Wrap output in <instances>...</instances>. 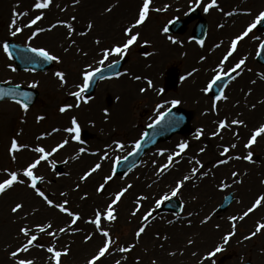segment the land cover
I'll use <instances>...</instances> for the list:
<instances>
[{
  "label": "rangeland",
  "instance_id": "374dc122",
  "mask_svg": "<svg viewBox=\"0 0 264 264\" xmlns=\"http://www.w3.org/2000/svg\"><path fill=\"white\" fill-rule=\"evenodd\" d=\"M81 1L82 0H79V2L77 3L76 0H52L49 8L35 9L34 4L36 0H0V44H2L1 42L6 39L14 40L27 47H43L47 49L51 54L59 56L62 60V63L59 64L53 61L52 69L48 70V72L46 73L34 74L31 72H15L11 70L13 68V64L12 62H10L11 60H9L7 55L3 53L2 49H0V83H5V81H11V84H5H17L23 87H28L30 89L31 87H29V85L35 82L38 84V87L33 89L37 90V92L39 93L37 102L34 106L30 107L27 112H24V110L21 109L19 105H17L15 102L7 101L0 103V128H2L5 132V134L0 135V141L5 139L8 140L9 138L11 141L13 138H19L18 143L20 145H25L30 143L31 139L32 144L35 143L34 136H36L42 131L39 130L33 132L32 129L37 128L40 124L45 125L50 122H59L60 120L58 119V117H62L58 110L59 107L64 106L66 103L69 102H72L73 104L76 103L75 98L70 96L69 93L71 91L77 90L74 85L81 83L83 69L88 68L89 65H91L92 67L98 66L97 59L99 60L100 58L101 50L103 51L105 48H108L112 45L121 44L123 42V40L125 39V37L123 36L124 29L135 22L138 17V11L142 6L143 2V0H99V3L95 4L94 9L90 8L89 10H86L82 6ZM187 1L188 0H152L149 9V15L145 23L139 28L134 29V32L140 33V38L136 42V44L131 46L127 53L129 61L126 66H124V70L128 71L127 74L122 76L120 79H113L100 83L97 88H95L96 92L90 102L88 104L81 103L80 108L82 110L89 107L91 108V106L93 107L97 104L99 105L102 103V105L111 106V108H113L114 106H120L119 109L122 110V113L124 112L125 117L122 120L123 122H120L115 126V129L121 131L123 134H121V136L114 130L112 137L113 139H111L112 144L110 146L112 148L110 149L111 151L108 154L109 158L106 160L108 161L106 170L108 176L112 174L111 170L116 164V159H122L132 150V146L134 145V143L141 138V134L143 133L146 125L155 115L158 114L156 105L158 103L164 104V102L168 100L180 99V90H176L175 93H167V95L163 94L161 97H159V99H155L153 96V101L151 103V106H149V110L144 107L146 102L144 103L143 101V97L146 95V97H149V99H151V94L154 95L153 89L155 87L160 86L162 82L164 69L162 68V60H160L157 55L159 51L158 45H167L168 48L170 45V50L172 47H176V45H171V42L169 39L167 40V37H165V39L161 37L159 35V30L163 34V28L166 26L169 20L171 21V19H173L174 17L177 18V16H173L174 13L177 12L175 8L179 9L182 4H186V8H189L187 5ZM240 1L244 2L245 0H220L221 5H219V8L214 9H222L223 11H227L231 10L233 6H237L241 9L247 7V9H252L253 13L255 11L256 13H259L264 7V0H256V6L254 8H251L250 6V2L252 0L247 1V4H244L243 6L240 5ZM40 2H43V0H40ZM170 2L171 5L169 6ZM163 5L169 6V13L162 16L161 14H155V9H162ZM108 8H111L112 11L108 12ZM192 8L196 7L193 6ZM13 12L21 13V15L17 18V27L23 28V31L19 33L16 37H12L10 35L9 30L10 22L13 19ZM25 12H27L28 14L23 15V13ZM56 14L59 16L57 17V20L54 19V17L57 16ZM37 15L42 16L43 19L38 21L33 28L26 29L23 27L26 24V21L29 22ZM72 17H75L76 19L73 21ZM52 22H56L55 24L57 25V27L55 29H53L52 31L41 32L38 36H36L29 42V37L32 35L33 32L39 31V29L41 28H51L50 24ZM62 22L71 23L73 28L75 29L74 34H72L70 37L68 35L67 29L62 26ZM88 24L97 26V40H100L101 42L99 45L96 44L94 47H92L95 50V57L90 56L92 51L91 49L87 50L86 46L80 45L76 41L77 37L79 39V30L83 31V29ZM241 27L243 28V26ZM185 30L186 32H188L189 26H186ZM255 32L253 31L251 33L250 39H248L249 41L256 37L257 33ZM49 33H52L54 37V41H52V43H49V41L45 38ZM107 33H109V35L111 34L110 36L114 35L115 37L113 39L108 38L106 37ZM184 33L183 35H185ZM232 35L233 33L230 35V37L229 35H226L227 38L223 36H221V38L223 40H228L229 38H231ZM257 36L258 40L262 42L264 39V30L259 31ZM173 37L175 38V36ZM73 41L75 43H73ZM226 43L227 42H225V44ZM190 46L192 47L189 50H192L193 53L197 55L196 47L198 46V44L193 42ZM141 47L146 50V53L142 56L138 54V50ZM65 49L68 50L65 51ZM182 52L183 53L180 52L179 54H177L176 52V60H174V62L172 63H169L174 64V66H177L180 72H182L183 65H185V68L188 69L186 64V57H188L189 55H186L188 53H184V51ZM115 58L116 57L114 56L110 57L104 65L114 61ZM252 66L256 68L254 72L251 71ZM56 71H64L66 73L67 84L65 86L62 87L58 79L54 76V73ZM247 73L249 75H247ZM131 75L132 78H130ZM135 76L142 77V81L152 80L155 87L152 90L149 89L145 93H140L139 89L141 87L146 88L147 82L145 83L143 81L140 85L139 83L141 81H133L135 80ZM242 76L243 80L240 81V83H237L236 81L238 79H236V81L233 82L231 85V88L237 87L236 95H233L234 98L232 96L230 97L229 95L228 103H221L224 105L218 104L217 110H212V117H208L210 120L209 124L211 123L209 126V130L207 125V118H204L205 116H203L202 114L207 113V111H209L210 109H207V105H200L199 102L201 101V98H198V93L192 95L189 98V100H191L195 96L197 98L196 103L190 101L188 102V104L185 105L184 101L182 100L180 103L181 108L186 109L192 113L191 124L189 125L190 129L187 130V132H185L184 134L172 136V138H170L168 141L159 143L157 146H155V148L149 151L146 156L142 158L143 160L140 166L134 169V171L131 172L127 178H116L114 176L111 180L112 182L117 184L114 187L105 185L104 193H106V199L104 203L108 200L111 201L114 198L116 192H118L124 187H127V185L129 184L132 185V188L129 189V191L124 195V197L121 198V201L125 200L126 197L131 193L133 197L132 199L128 200V206L125 208L124 215H118V213H116V207H114L117 219L111 223L104 222L102 219V228L110 232V235L112 239L116 241V244L111 247L109 254H106V256L102 258L101 261H98L97 264H117V261H120V264H153V261L155 262V264H198L202 261L204 264H217L219 258L224 256L226 253L232 254L233 259L230 262H226L224 264H243L245 259H250L254 264H264V231H261L251 239H245V237L251 236V234L255 231L253 227L254 225H256V222L257 224H264V211H258L255 213V216L257 217V221L255 222L253 221L254 219L250 221L248 218L247 222H249V225H247V227L241 228L240 226H237L235 230H232V232H235L236 235H233L234 242L229 247L222 248V251L217 253L215 256H210V253L215 251L216 247H219V244L209 242V244L200 245L197 242L196 245L190 242L189 238H187L189 244H185V246L182 247L180 250H176V255L171 257V259L167 260L161 259L159 253V257L155 254L162 250L164 246L162 244L159 245L157 252L152 249H149L150 247H148L147 245L141 247L135 246L131 252L127 253H120L119 251H117L118 247L126 246V243L128 241H131L132 239L138 241L140 239L136 238V225H133L132 223H139L140 221H143V216L146 214L145 212L153 206L155 207V212L152 216L153 218L148 220L149 222L146 221V224H149L151 221H156L158 219L167 218L166 220L169 221L171 215L167 213L158 212L159 210L156 207V201L161 199L166 194L170 195L171 190L175 187L178 181L182 180L185 176H191L192 169L198 168L199 171L197 172V175L191 177L189 181H186L184 183V186L181 188L180 193H178L176 197H172L174 199H178L181 202L183 206V213L181 214V216L185 215L186 208L188 206L187 201H189L192 195L197 194V190L201 186L202 182H207V176H205L204 173L208 172V169L210 167V156H208L206 148V145L209 144L207 143L208 140L206 141V139L208 138V131H212L214 129V131L216 132L218 122L221 120L228 121L232 116L237 117V115L241 114V118H245L244 111H247L246 107L244 106L247 97V95L245 94V90L247 91L251 87L254 88L255 85L252 84V86H250L249 83V81L253 79V76H256V80L254 78L256 84L259 83V81L257 80H259L260 76H264V67H260L256 63L248 65L247 68L245 66L243 67V73L240 77ZM122 78L123 80H121ZM160 79L161 81L159 82ZM123 81L126 82V87L124 89L121 88L123 85H125L121 83ZM180 84L183 85L182 83ZM257 88H260L259 84H257ZM195 90L199 92V85L195 88ZM150 91H152V93ZM261 96H264V94L261 93ZM207 100L209 99L207 98ZM231 101L235 102L231 104ZM168 105L169 104L166 103V106H164V108H167ZM163 109H160V112ZM263 111L264 107L263 109L259 108L257 119L254 124L242 121V126H234V128L238 130L240 129L241 136H247L249 131L257 129L261 125V120L264 115ZM41 112L42 115L40 114ZM9 114H13L14 116V121L12 123L13 125L9 123L8 125L5 124V120ZM196 115L200 116L199 121L195 119ZM38 116H44L45 119L37 122ZM87 118L89 119L90 117L87 116ZM241 118H239L240 121L242 120ZM66 120L67 121H64L63 124L68 125L71 120H68L67 118ZM81 120L82 119L77 116L78 123L82 122ZM121 126H123L125 130L121 129ZM200 129H203V133L201 134L200 138L197 139L196 133ZM229 131L230 128L225 131H222L219 137L225 138L226 135L229 137V133H231ZM225 132L226 135H224ZM60 139L61 137H58L52 139L51 141H43L39 143L45 149H49L51 145H54L56 143L58 144L60 142ZM64 140L65 136H63L62 142ZM217 140L218 139H212L213 142H216ZM260 140H262V138H260ZM260 140L258 139L259 142ZM117 142L125 144L126 147L121 151H116L115 145ZM180 143H186L188 145L187 149L183 153H181V155L175 156L172 165L168 169H166L163 173L157 175L159 169L168 162L167 156L174 155L179 150L178 145ZM98 147H100V144ZM92 149L94 148L92 147ZM201 149H203V151H201ZM77 150L78 147L74 146L72 150V156H77ZM250 150H252V152L255 151L253 147L250 148ZM160 151H164L165 155H158ZM217 151L218 150L216 149V155ZM57 153L58 156L52 157L47 162H42L41 166L34 170V174L38 177H43V182L42 184H40L41 186L39 189L41 191H44L45 194L49 195L50 197H53L55 193L56 196H54L52 199L55 203L58 204L61 201L65 200L69 202L70 199L67 196H61L60 193L63 192L62 190H64L65 188L61 187V189H59V187L57 186H61V184L65 183L68 178L71 179L72 175L75 176V179L73 181H76L79 176H82L84 172L86 173L95 165L93 162H90L87 165H85L84 163L79 165V161H81V159H78L75 162L71 161L70 165L68 163H64L65 159H63V157L59 155V152ZM244 153L242 154L244 155ZM255 154L254 156L256 157L253 158V160L256 161V163H254L255 165L249 166L251 168L248 169L242 168V170L252 171L250 174H248V177L246 178H253L254 182H257L259 185L255 183V188H257V190L250 191V194L248 195L244 204L237 209L239 210V213L241 211L243 212V210H245V208L250 205L253 199L256 200L260 196H264V158H259ZM80 157L81 156H79V158ZM29 160L30 158H28L23 164H25ZM196 160H199L200 163L204 165V167L199 168V165L195 163ZM29 163L30 162H28L27 164ZM52 163H55L56 170H53L51 168ZM27 164H25V166ZM15 165L17 167L16 171H23L20 170L23 165H20L19 162H17V164ZM57 167L60 168L58 169V171ZM229 170L231 171V167L229 168ZM69 171H71V177H69V174L67 173ZM3 175L4 173L1 172L0 177H3ZM238 176L241 177V182L243 184L248 181L240 173H238ZM21 179L26 180L27 178L21 177ZM192 179L193 181H191ZM241 182L239 184V188L241 187ZM99 185L100 184L98 182H95L94 180L92 184H90L88 187L89 191H95L97 193L96 189L99 187ZM15 187L19 188L23 192L31 194L32 196H34V198L39 201V197L35 195L32 189L20 184L15 185ZM69 187H73L74 189L72 190L76 193H81L84 189V186L82 187L81 183H79L77 186V183L72 182ZM133 192H143L144 197H147V199L138 201L137 197L142 196V194H134ZM218 192H220V190ZM7 193L8 190L5 193L0 194V201L6 198L5 196ZM222 194L223 192L221 191V195ZM221 195L218 196L219 200L216 203L213 202L210 204H215V208L213 210L214 213L222 202L223 196ZM16 203H20V201L14 198V200L10 202L0 204V264H16V262L10 257V254L12 251L18 249L25 242L26 238H24L20 234V228L25 226L33 229L32 234H35L38 237V241L36 243H40L43 245V241L46 240L47 237L49 238V236H47V233H39L38 231H35V228L37 225H46L48 223H51L53 225L51 231L56 232V236L53 240L50 239V241L47 243L48 247H54L55 250L61 252L65 251L66 249L68 251L67 255L61 256L60 264H87V262L85 263V259H90L92 255L97 251L98 247L102 245V241L104 240V238L100 236L101 238L96 243L95 248L92 249L90 253L86 254L88 255V257L85 255L83 258L84 260L80 262L78 260H73L72 256L69 255V245L59 242L60 237H72L74 234V229L69 230L67 233L59 232L60 228H66L67 224H69V217H66V220L63 221L56 218L47 220V218H41L32 213L30 207H33L34 205H30V207H28L25 204L24 208L21 211L22 214L17 216L16 214L18 213L13 214L11 212V208ZM120 203L121 202H119L117 205H119ZM238 204V202H235V205ZM232 205H234V203ZM137 206H139L140 211L137 212L136 216H132L131 212L135 211ZM260 207H258L257 209H259ZM104 208L105 207H94L92 208V210H90V213H88L89 211H82L80 213L74 208V206H72V209L76 213H80L79 215L81 216V219H84L85 221L94 217L95 210H103ZM49 209L54 210L52 208ZM231 211H229V213L227 214L224 213L222 216L223 219L231 215L233 213V211ZM21 212H19V214ZM215 216L220 217V214L215 213ZM23 217H27V219H23ZM180 222L182 223V221ZM215 222V225L218 226L219 223L217 221ZM191 227V225L187 227V229H192L187 235H207L206 230L208 229L206 224L203 226L198 225L192 228ZM193 229H198V231H193ZM80 232L82 234H78V240L80 243L86 245L87 232L85 233L82 230ZM92 232L93 233L91 234H95L93 226ZM32 248H36L38 250L36 251L37 253L41 252V255H39L37 259L32 256L31 251H29L28 254L21 253L17 259H30L34 261V264H54V261L51 259V254L48 253L46 250L38 248L37 246H34ZM199 254H205L207 255V257H205L204 259L199 258L200 256H197Z\"/></svg>",
  "mask_w": 264,
  "mask_h": 264
},
{
  "label": "snow or ice",
  "instance_id": "6c2138e0",
  "mask_svg": "<svg viewBox=\"0 0 264 264\" xmlns=\"http://www.w3.org/2000/svg\"><path fill=\"white\" fill-rule=\"evenodd\" d=\"M51 2H52V0H43V2H40V0H36V2L34 4V8L35 9H47V8H49ZM76 2L78 3L79 0H76ZM151 3H152V0H143L142 6L140 7V9L138 11L137 19L135 20L134 23H132L130 26H128L124 29L123 36L125 37V39L123 40V42L121 44H117L115 46H110L108 48H105L101 53L102 58L97 61L98 65H104L105 62L109 60V57L114 56V57H119L120 59H123L127 55L130 47L133 46L134 44H136V42L140 38V33L134 32V29L139 28L141 25H143L145 23L146 19L148 18V15H149V9H150ZM200 4H201V0H196V7H200ZM167 7L168 6H165L164 9H155V11H157V12L162 11V10L167 11ZM214 8H219V5L217 4V0H211V2L207 3L204 6L203 11L205 13H208L211 9H214ZM107 11L111 12L112 9L108 8ZM27 14H28L27 12L23 13V15H27ZM246 14L250 15V13H246ZM20 15H21V13H17V12L12 13L13 19L11 20L10 25H9L10 35L12 37H16L19 33H21L23 31V28L17 27V18ZM227 15L231 16V15H233V13L229 12V13H227ZM42 19H43L42 16L37 15L34 19L31 20L30 23L25 24L23 27L24 28H32L33 25H36L37 22L42 20ZM75 19H76L75 17H72L73 21ZM261 23H264V11H260L256 15L254 21L251 22L241 34L237 35L235 37V39H233L231 41L230 48L228 49V51H227L226 55L223 57V59L220 61V65H219L218 69H216L217 74L213 77L211 82L209 84H207V86L204 89H202L203 92H205V93L208 92L209 90H211L213 88V86L217 85L219 81H222L223 76L220 73H224V63L227 62L229 57H232L233 54L237 51L238 44L241 41H243L246 37H248L249 33H251L253 31V29L257 28V25H259ZM62 26L67 29L69 37L72 34H74L75 29L73 28L71 23L62 22ZM56 27H57V25L53 24L51 26V28H48V29L41 28V29H39V31L33 32L32 35L29 37V42L32 39H34L36 36H38L41 32L52 31ZM87 27L90 30L93 27V25L88 24ZM220 27H223V25H220ZM168 31H169V29L167 27L163 28V33L166 34ZM87 34L88 33H86V32H80L81 36H86ZM168 39L170 40V42L172 44H178L179 43L177 40L172 39L171 37H168ZM73 43H75V42L73 41ZM95 43L97 45H99L101 42H100V40H96ZM197 43L201 47L204 46L203 40H200ZM219 46L220 45H217V47H219ZM260 48L264 49V43H262L260 45ZM0 49H2L3 53L7 55L9 60L12 59V52L10 51L9 44L7 42L0 44ZM67 50L68 49H65V51H67ZM26 51L31 53L33 57L37 58L36 62L54 61L58 64L62 63V60L59 56L51 54L47 49H45L43 47H28L26 49ZM257 55H260V53L257 52ZM245 63H246V58L240 59L234 65V67L231 68L230 72L224 73V74L231 76L232 79H235L236 77L232 76V73H236L237 75H239L238 70H240L244 66ZM118 64H119V60H116L115 62L109 64V68L110 69L115 68ZM11 70L15 71L14 68H12ZM26 70H28V69H26ZM192 75H193V72H189L187 74V76L182 77V79H188V77H190ZM54 76L58 79V81L62 87L67 84L66 73L64 71H56L54 73ZM98 77L99 78H107L104 76V70L102 67L93 68L91 65H89L88 68L83 69L81 83L74 85V87L77 90L71 91L69 93L70 96L75 98L76 103L74 105H67L66 104L64 106L59 107V109H58L59 112L63 114L65 112L70 111L73 107H75L77 109L80 108L81 103L88 104L90 102V98H83L82 99L83 94L85 92H87V90L89 89L91 84ZM134 79L140 80L141 77L135 76ZM261 79H264V76H262ZM5 83L11 84V81H5ZM253 83H255V81H253ZM19 87H20L19 85H16L15 88H12V87H10L8 89L0 88V100H3L6 96H17V95L23 96V98H24L23 101L18 99L15 101V103L17 105H19V107L21 109H23L24 112H27L29 110V105L26 101L29 100V94L18 92L17 89ZM29 87L37 88L38 84L33 82L32 84L29 85ZM154 87L155 86H154L152 80H148L147 81V87L146 88L141 87L139 89V92L145 93L149 89H153ZM157 94L162 95L163 89L158 90ZM221 99L226 100L227 97L223 96L222 93H221V95L216 96V101H220ZM165 103L171 105V107L166 112H160V109H163L165 105L163 103H158L156 105L158 118L155 120L154 124L148 125L149 128H152V127L159 125L162 121L165 120L166 117H170L169 126H174V125L178 124L180 122V120L182 119L181 117L176 116L172 113V108H175L177 105H179L181 103L180 100L172 99V100L165 101ZM254 107L255 106H253V108ZM212 110L213 111L217 110V106L215 103H213V105H212ZM104 115L108 116L109 113L107 111H105ZM44 119H45L44 116H38L37 122L42 121ZM230 123H231V125H236V126H242L243 125V122L239 121V120H232ZM70 124H71L70 127H67L63 130L69 134L74 133L75 135H74L73 139L76 142H80V125H79L76 117L71 118ZM229 126L230 125H229L228 121H224V120L219 121L217 130H216V132L213 133V135L214 136L221 135V132L227 130L229 128ZM53 131H60V129H54ZM202 133H203V129H200L196 133V138L199 139ZM145 135H147V134H145ZM261 135H264V124H261L255 131L252 132L250 139L244 145V147L247 149L252 148L253 144L256 143L257 138L260 137ZM40 139H43V137H37V140H40ZM68 143H69V140L65 139L58 146L52 148L51 151H46V149L44 147H40V146L33 147V148H31V151L33 153L38 154V158L34 159L32 162L27 164L24 167L22 172L16 171V170H5L3 177H0V194L5 193L9 189H12L17 184L24 185L27 188L32 189L34 191L35 195L37 197L41 198L43 200V202L49 208H56V209H58V211L60 213L66 214L70 218V223H69L67 228L62 227L59 229V232H61V233H67L70 228H73L74 226H76L77 222L81 220V216L77 213H74L73 211H70L67 208V204H68L67 200L63 201L62 203L57 204V203H54L53 200L49 199L48 195H46L44 191H41L38 188V183L43 182V177H38L37 175H35L34 170H36L38 168V166L41 165L42 162H47L49 160L50 156H53L60 149L64 148ZM125 147H126L125 144L117 142L115 145V150L121 151ZM132 147L135 149V151L129 152L128 156H134V155L139 153V151L142 147V141H137ZM187 147H188V145L186 143H180L178 145L179 150L174 155L167 156L168 162L166 164H164L159 169V172L157 173V175L163 173L166 169H168L172 165V162H173L175 156L181 155V153H183L187 149ZM236 147H237L236 144H232L230 147H225L219 153V155L221 157H227L230 150L235 149ZM25 148H27V145H20L18 143L17 139L13 138L10 141V146L8 149L12 160L15 161V159H16L15 154L22 151ZM201 151H203V149H201ZM84 152H85V149L80 148L77 156L72 157V159H74V160L78 159L79 154L84 153ZM92 154L96 155L95 153H92ZM158 155L164 156L165 153H164V151H160L158 153ZM108 158H109L108 153L105 150V154H104V156L101 157V159H108ZM127 158L128 157H125L124 159L126 160ZM231 158L236 159V160L244 159L248 163L254 162L253 161V154L251 152H248V154L243 156V157L234 156ZM228 162H229L228 159H221L219 161V164L223 165V164H227ZM64 163H68V161L65 160ZM116 163L117 164L120 163L119 158L116 159ZM195 163L197 165H199V168L204 167V165L201 164L199 160H196ZM51 168L53 170H56L55 163L51 164ZM100 168H101L100 163L95 164L94 167H92L89 171H87L84 175H82L80 177L81 181H86L90 176H92L93 173L97 172ZM198 171H199L198 168H193L191 171V176H185L182 180L178 181L176 183L175 187L171 190L170 195L166 194L161 199L156 201V207L159 208L161 206V204H163L165 201L171 199L172 197H176L178 195V193H180L181 188L184 186V183L186 181H188L189 179H191V177L196 176ZM207 174H208L207 172L204 173L205 176ZM114 175H115V169L113 168L112 174L107 176L104 179V182L101 185H99V187L96 189V191L98 193L104 192L105 185H107L113 179ZM232 176L237 177L238 173L233 172ZM21 177H24L27 179L26 180L21 179ZM237 182H240V181H237ZM226 187H229V185H226V184L223 185L220 190L223 191L224 188H226ZM131 188H132V185L129 184V185H127V187H124L121 190H119L118 192H116L114 195V198L111 200L110 203H108L106 205V207L103 210H101V209L95 210L94 217L92 219H88L85 221V223H87V224L94 225L97 234H99L101 237L104 238V240L102 241V245L100 247H98L97 251L92 255V257L90 259H88L87 264H97L98 261H101V259L106 256V254H109L111 247L114 244H116V241L112 239L110 232L107 230H104L102 228V219H103V221H107L109 223L114 222L117 219V216H116L115 210H114V206L121 201V198L124 197V195ZM60 195L66 196L67 194L61 192ZM81 198L86 199V197H81ZM144 199H147V197H144V196L137 197L138 201L144 200ZM262 202H264V196H260L259 198H257L255 200L253 206L250 207L246 212H244L242 216L231 217L230 219L233 221H235L236 219L243 220L245 217H247L249 215L250 212L254 211L255 208L260 207ZM23 208H24L23 203H16L11 208V212L13 214L19 213L22 211ZM139 211H140V208H139V206H137L135 211L131 212V215L136 216L137 212H139ZM151 216H152V212H148L147 214H145L143 216V221H148L149 217H151ZM23 219H27V217H23ZM146 227H147L146 224H142V226L139 227V229L135 233V236L137 239H139L141 237V235L145 232ZM52 228H53V225L51 223H48L46 225H37L35 228V231H38L39 233H47V235H49L51 237H55L56 232L51 231ZM233 228H235V224H233ZM262 229H264V224H259L256 227L255 231L251 234V236H247V237H245V239H251L252 237L256 236L258 233H260ZM32 233H33V229L30 227L25 226V227L20 228V234L26 239H25V242L18 249L12 251L10 254V257L16 262V264H34V261L30 260V259H17L21 253H27V252H29V250L32 247L38 246L36 243L38 241V237H37V235L32 234ZM232 235H235V232H232L231 234L224 236L223 239H224L225 244H227L229 242ZM91 239H92V236H90V235L86 237V241L91 240ZM165 239H167V238L165 237ZM134 247H135V245H132L131 247H127V246L118 247L117 251H119L120 253H127V252H131ZM45 250L51 254V259L54 261V264H60L61 256L68 254L67 249L65 251L61 252V251L55 250L54 247H47ZM221 251H222L221 247H216L215 251L210 253V256H215L217 253H219ZM170 255H175V253H170ZM117 264H120V261H117ZM153 264H155L154 261H153Z\"/></svg>",
  "mask_w": 264,
  "mask_h": 264
},
{
  "label": "bare ground",
  "instance_id": "6f19581e",
  "mask_svg": "<svg viewBox=\"0 0 264 264\" xmlns=\"http://www.w3.org/2000/svg\"><path fill=\"white\" fill-rule=\"evenodd\" d=\"M246 17L244 16H238L235 20L237 21V24H240L241 21L245 20ZM46 40L49 41V43H52V41H54V37L52 35V33L47 34V37H45ZM247 47V43L244 41L241 44V49H246ZM174 48V47H173ZM247 54L246 51L243 52V54ZM158 57L160 58V60H164L165 58L167 59L168 57H172L173 55L170 51L169 48H165L164 46H162L160 48V51H158ZM247 59H248V54H247ZM244 56V58H246ZM213 58L215 59V56H213ZM262 83H260V89L258 90L259 93H254L255 91L252 90L251 92V96L249 98H247L246 100V110L245 113V118L249 119V120H253V122L257 119L256 118V114L253 112H248L250 106H256L257 105V98L258 95L262 93V89L264 90V81L261 80ZM126 83V82H124ZM126 84L123 85L121 88H125ZM187 90L192 91L193 89L191 87H189ZM257 90V87H256ZM107 95V94H106ZM105 95V96H106ZM104 96V97H105ZM147 96V95H146ZM144 96V101L146 102L145 104V108L149 109L152 103V97L153 95L151 94V99H149V97ZM101 97V96H100ZM261 97V96H260ZM264 101V97H261V102ZM94 104V103H93ZM66 105V104H65ZM261 105V104H260ZM259 106L257 105V108ZM262 107V106H261ZM120 106H114L113 108H111V106H104L101 104H97L96 106H91V108H86L84 110H82L81 108L77 109L75 107H73L70 111L65 112V113H60V115H62V117H58V119L60 120L55 121V122H50L48 124L45 125H38L37 128L32 129L33 132L35 131H39L42 130L39 134H37L36 136H34V142L31 144V139H30V143L25 144L27 145V148L23 149L22 151L18 152L15 154V161L12 160L10 154H9V146H10V138L7 140H2L0 141V173L3 172L5 170H16L17 167L15 164H17V162L20 163V165H23V167L20 168V170H23L25 167V164H27L28 162H32L34 159L38 158V154L33 153L31 151V148L36 147V146H40L39 142H43V141H51L52 139L61 137L60 142L54 145H51L49 149H46V151H51L52 148L58 146L60 143H62L63 140V136H65V139L69 140V143L62 149H60L59 155L61 157H63V159L68 161V164H70L71 161H76L78 159H81V161H79V165L84 163L85 165H87L90 162H93L94 165L97 163L101 164V168L92 174V176H90L89 179H87L86 181H81L79 176L76 181H73L75 179V176L72 175L71 177V171L67 172L69 174V177H71V179H67V181L63 184H61V186H57L59 187V189H61V187H64L65 189L62 190L64 193H66L67 197H69V202H68V209L70 211H73L74 213H76L73 209L72 206H74V208L78 211V212H82V211H89L88 213H90L92 210V208H102V207H106V205L108 203H110V200L105 201L106 199V193L102 192V193H96L95 191H89V185L92 184V182L95 180V182H98L100 185L104 182V179L108 176L106 173L107 170V164L108 161H106L107 159H101L102 156H104L105 154V150L107 151V153H110V149L112 148L110 145L112 144V140L113 139V133L114 130L115 132L119 133L120 135L123 134L121 131H118L115 129V126L120 123L123 122L122 120L124 119L125 115L124 112L122 113V110L119 109ZM107 111L109 113L108 116L104 115V112ZM42 115V112L40 113ZM74 114V115H73ZM73 115V116H71ZM79 116L82 120V122L79 123L80 125V142H76L75 140H73V135L69 134L67 132H65L63 129L70 127V125H66L63 124L64 121H67L66 118L68 120H71L70 118L72 117H76ZM87 116H89L90 118L88 119ZM14 121V116L13 114H9L5 120V124L8 125L12 124ZM5 125V126H6ZM13 125V124H12ZM12 127V126H11ZM33 128V127H32ZM60 131H53L54 129H59ZM94 130H93V129ZM121 129L125 130V128H123V126H121ZM122 130V131H123ZM31 131V132H32ZM5 134L4 130L2 128H0V135ZM122 136V135H121ZM264 137V135H262ZM37 137H43V139L37 140ZM17 141H19V138H16ZM8 141V142H7ZM100 144V147H98ZM76 146L78 147V150L76 151L77 154L79 153V149L80 148H84L85 152L84 153H80L79 156H81L78 159H72V150L73 147ZM96 146V147H95ZM92 147L94 149H92ZM5 150V151H4ZM214 151V149H207L208 152V156L210 154H212ZM70 152V154H69ZM92 153H95L96 155H93ZM58 156V153L56 152L53 156H50L49 159H51L52 157H56ZM28 158H30V160L28 162H26L25 164H23ZM210 165H212L213 160L209 161ZM6 165V166H5ZM71 165V164H70ZM209 165V166H210ZM41 166V165H40ZM39 167V166H38ZM211 167V166H210ZM73 171V170H72ZM227 172V167L223 166V167H218V168H214L213 171H210V174L207 175V182H202L201 186L198 188L197 190V194L192 195L189 199L188 202V206L186 208V213L184 216H181L180 220H184L181 222H178L179 219H176L175 221L170 220L171 218L174 217H170L169 221L166 219H158V220H154L151 221L149 224H146V221H140L139 223L133 222V225L135 226V229H139L140 226H142V224H146V230L145 232L141 235L140 239L138 241H136L135 239H132L131 241H128L126 243L127 247H130L132 245L135 246H144L147 245L148 247H150L149 249H152L154 251L157 252L159 245H164L162 250H160V252L155 253L156 255L160 254L161 259L163 260H167V259H171V257L176 255V250H180L182 247L189 244L188 239L190 240V242L194 243L197 245V242L200 245H204V243L209 244V242H223L224 241V236L231 234V228H232V221H230L228 224L226 223V220L223 219V215L220 217H216L213 212L214 210V206L210 205L213 202H217L219 200V195H221V191L218 192L221 189V184L225 181L224 179V175ZM85 173V172H84ZM83 173V174H84ZM82 174V175H83ZM190 180V179H189ZM188 180V181H189ZM193 181V179L191 180ZM77 183V186L79 183H81V186H84L83 192L81 193H76L75 191H73L72 189H74L73 187L70 188L69 185L71 183ZM192 183V182H191ZM107 185L114 187L115 184L114 182L110 181ZM229 187L226 189V192H231L234 191L235 196H237V200L235 202L238 203H242L244 199H246L248 197V195L250 194V191L253 190H257V188H255L254 184L250 183L249 181L246 182L245 184H241V187L239 188V186H235L234 184H228ZM152 189V188H151ZM154 191V190H151ZM134 194L136 192H133ZM136 194H142L143 192H137ZM56 196V194L54 193L53 197ZM76 196V197H75ZM6 198H4L2 201H0V204L5 203V202H10L12 200L17 199L20 201V203L25 204L26 206L30 207V205H34L33 207L37 210H35L33 207H30L31 211L33 214L39 216V217H43V218H47V220L56 218V219H60V220H66V217H68L66 214H62L58 211V209L56 208H52L54 210L49 209V207L43 202V200L41 198H38L39 201L34 198V196H32L31 194H28L26 192L21 191L19 188L17 187H13L12 189L8 190V193L5 196ZM49 199L53 200V197H50L48 195ZM75 197V198H74ZM81 197H86V199H82ZM132 193L130 195H128L126 197L125 200L120 201L121 203L119 205L116 206V213H118V215L123 214L124 215V211L125 208L128 206V200L132 199ZM54 202V200H53ZM63 201H61L60 203H62ZM234 202V205H235ZM55 203V202H54ZM72 205V206H71ZM232 207L233 210L234 208L236 209V206ZM204 206V207H203ZM5 207V204H4ZM263 208H264V203H263ZM260 209L259 211L263 210ZM155 207L153 206L152 208L148 209L145 213L147 214L148 212H152V216L155 212ZM229 210V211H230ZM56 211V212H55ZM128 211V210H127ZM79 213V214H80ZM22 212L19 214H16L17 216L21 215ZM78 214V213H77ZM149 217V220L152 219L153 217ZM70 219V218H69ZM247 220V219H246ZM246 220L243 221V226L246 225ZM61 221V222H62ZM215 221H217L219 224L218 226L215 225ZM107 222V221H104ZM70 223V222H69ZM202 224H206L207 229V235H202V236H185V232L186 231H190L192 229H187L188 226H198V225H202ZM213 224V226H212ZM69 224H67L66 228L68 227ZM92 226L94 228L95 234H91L92 232ZM186 226V227H185ZM191 227V228H192ZM74 229V234L72 237H60L62 235H60L59 237V242L63 243V244H68L69 248H70V256H72L73 260H78L79 262L84 260V256L88 253H90V251L92 249L95 248L96 243L100 240V235L97 234L96 229L94 227V225H89L87 223H85L84 219H81L78 224L76 226H74L73 228H70L69 230ZM226 231H225V230ZM84 231L85 233L87 232L86 236H92L91 240H87V244L84 245L82 243L79 242L78 240V234H82L80 231ZM193 231H198V229H193ZM136 232V231H135ZM49 236V235H47ZM165 237L167 239H165ZM50 239H54V237L49 236V238L47 237L46 240L43 241V245L40 243H37V247L38 248H42V249H46L48 247L47 243L50 241ZM234 241V237L233 235L231 236V239L229 240V242ZM85 242V243H86ZM228 242V243H229ZM191 243V244H192ZM173 248V249H172ZM29 251H31V254L34 258H38L39 255H41L40 253H37L36 251H38L36 248L33 249L31 248ZM33 251V252H32ZM159 253V254H158ZM170 253H175V255H170ZM28 254V252L26 253ZM88 257V255H86ZM199 258H203L205 257L204 254H199L197 255ZM198 258V259H199ZM88 260V259H87ZM87 260L85 259V263L87 262ZM171 261V260H170ZM124 264V263H123ZM198 264H204L203 261L201 263Z\"/></svg>",
  "mask_w": 264,
  "mask_h": 264
},
{
  "label": "water",
  "instance_id": "95a60500",
  "mask_svg": "<svg viewBox=\"0 0 264 264\" xmlns=\"http://www.w3.org/2000/svg\"><path fill=\"white\" fill-rule=\"evenodd\" d=\"M33 59H35V58H32V59H28V60H26V62H25V65H22V67H26V68H29V67H35V66H33L31 63V60H33ZM47 67V65H44V69ZM41 69V68H40ZM0 88H3L2 86H0ZM3 89H6V88H3ZM8 89V88H7ZM18 92H19V90H17ZM20 93H24V92H21L20 91ZM29 94V100L28 101H26L28 104H30V103H32L31 101H33L34 100V97H35V93H34V95L33 94H31V93H28ZM5 98H12V99H16V100H21V101H23V96H20V95H17V96H6ZM164 125H165V127H167V126H169V120H167V121H165L164 122ZM180 127V126H179ZM178 127V128H179Z\"/></svg>",
  "mask_w": 264,
  "mask_h": 264
}]
</instances>
